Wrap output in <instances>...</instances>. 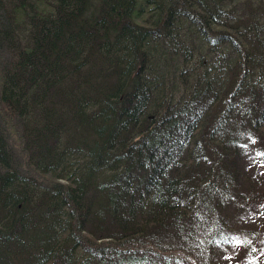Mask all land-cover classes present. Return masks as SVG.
Here are the masks:
<instances>
[{
	"label": "trees",
	"instance_id": "16d2710c",
	"mask_svg": "<svg viewBox=\"0 0 264 264\" xmlns=\"http://www.w3.org/2000/svg\"><path fill=\"white\" fill-rule=\"evenodd\" d=\"M0 264H264V0H0Z\"/></svg>",
	"mask_w": 264,
	"mask_h": 264
}]
</instances>
